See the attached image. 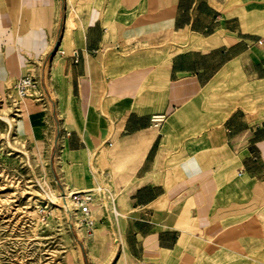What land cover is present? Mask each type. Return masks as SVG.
<instances>
[{"label":"crops","instance_id":"crops-1","mask_svg":"<svg viewBox=\"0 0 264 264\" xmlns=\"http://www.w3.org/2000/svg\"><path fill=\"white\" fill-rule=\"evenodd\" d=\"M61 3L0 0L2 87L52 53L45 116L84 146L60 159L91 189L106 148L142 264H264V0Z\"/></svg>","mask_w":264,"mask_h":264},{"label":"rangeland","instance_id":"rangeland-1","mask_svg":"<svg viewBox=\"0 0 264 264\" xmlns=\"http://www.w3.org/2000/svg\"><path fill=\"white\" fill-rule=\"evenodd\" d=\"M61 1L62 18L66 12V4L65 0ZM108 1L110 0H88L94 8H100L102 3ZM71 2L76 11L85 8V0ZM54 51L55 49L52 52ZM9 52L12 51H0V56H7ZM15 52L13 51L12 56ZM51 54L43 63L34 58L31 60L32 64H22L17 75L9 73L3 87V70L0 67V264L145 263L146 258L134 255L138 252H133V237L126 228L124 218L118 221L110 210V206H115L121 196L111 174H106V166L97 158L100 147H90L87 150L92 153L89 165L98 180L95 186L101 192L87 196L80 194L84 197L83 200L89 199L90 216L94 224L89 225L77 209L82 228L89 236L92 261L82 236L77 233L64 212L55 206L58 204L56 197L63 192L64 186V177L54 167L60 123L55 122L54 134L51 117L45 116L48 113L46 108H49V99L42 90L44 66L51 60ZM21 57L24 63V55L21 54ZM48 69L47 66L46 70ZM27 75L33 77L35 88L28 97L19 98L13 85L20 77ZM53 79L54 75L51 76L52 83ZM34 105L39 111L35 115L39 121H35L36 117L33 118L34 122L24 121ZM66 134L63 131L67 149L84 148L83 144L75 145L72 134L69 137ZM78 174L83 177L81 167ZM93 233L98 234L96 243ZM220 244H224L223 240ZM128 248L132 255L128 254ZM148 262L155 264L152 260Z\"/></svg>","mask_w":264,"mask_h":264},{"label":"bare ground","instance_id":"bare-ground-1","mask_svg":"<svg viewBox=\"0 0 264 264\" xmlns=\"http://www.w3.org/2000/svg\"><path fill=\"white\" fill-rule=\"evenodd\" d=\"M69 16L70 15L68 14V17ZM66 34L68 36L71 35V30L69 28H67ZM14 85H13V88H14ZM1 101L2 100L0 98V103H1ZM6 121L10 122L8 119H6ZM59 132H60V136L58 138V143H57L56 150H55L54 167H55V169H57L61 173L60 176L64 177V186H63V192L58 193V195L56 197V201L58 202V204H56L55 206L64 212L68 221L71 220V224L74 226L77 233L80 236H82V241H83L84 245L86 246V248L88 249V252H89L88 253L89 259L92 261L93 255H92V252H91L90 246H89L90 245L89 236L86 234V232H84V230L82 228L81 221H80V219L78 217V213H77V206L74 203L73 199H74V196H76V195L80 196L79 194H81V193H84L85 196H87L90 193L92 195L99 194L101 191H100V188L96 187V186L92 187L91 189H86L83 186V181L81 182V179L79 181L76 180L72 174V165L73 164L75 165L76 163L71 164V166H65V163L60 159V154H61V151L63 149V140H64V137L62 134V132H63V125L62 124L60 125ZM82 153H83V155H85V150H82ZM105 153H106V148L100 146V150H99V152H97V158L102 160V157H103V155H105ZM89 156L91 157L92 153ZM89 163H91L90 159H89ZM93 179H94V182L98 181L97 177H95V176H93ZM80 182L82 183V185H78V183H80ZM101 186H103V185H101ZM81 197H83V196H81ZM47 198L49 199V197H47ZM110 210H111L113 216L116 218L118 216V213L116 212L114 205L110 206ZM91 224H94L92 218H91Z\"/></svg>","mask_w":264,"mask_h":264},{"label":"built area","instance_id":"built-area-1","mask_svg":"<svg viewBox=\"0 0 264 264\" xmlns=\"http://www.w3.org/2000/svg\"><path fill=\"white\" fill-rule=\"evenodd\" d=\"M56 52L59 53V55H62V51L59 50L58 48L56 49ZM34 79L32 76L27 75L24 77H21L14 85L15 92L19 98H25L30 95L32 90L35 88L34 86ZM151 124L154 127H159L160 124L163 121L162 116H152L150 118ZM256 158H254L255 160ZM80 195V194H79ZM84 197L80 196H74L73 201L75 202L79 214L87 221L89 225L91 224V216H90V207H89V199L83 200Z\"/></svg>","mask_w":264,"mask_h":264}]
</instances>
